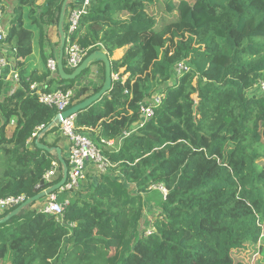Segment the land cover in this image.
<instances>
[{"label": "trees", "instance_id": "obj_1", "mask_svg": "<svg viewBox=\"0 0 264 264\" xmlns=\"http://www.w3.org/2000/svg\"><path fill=\"white\" fill-rule=\"evenodd\" d=\"M63 1L11 6L0 45L18 84L0 81V200L32 198L62 178L56 154L35 144L55 147L45 139L58 135L56 111L29 86L68 91L88 70L62 80L46 67V33L57 31ZM75 38L86 57L123 50L110 60V90L75 114L79 132L112 141L127 105L139 117L142 104L161 101L113 148L98 145L112 167L84 198L59 196L70 197L61 219L30 205L0 224V264H264V96L254 90L264 79V0H90ZM34 52L39 73L25 62ZM181 62L189 71L175 78ZM99 72V86L78 89L70 107L101 89L102 64ZM101 123V133L88 131ZM52 161L59 170L45 184ZM150 193L159 213L144 224Z\"/></svg>", "mask_w": 264, "mask_h": 264}, {"label": "built area", "instance_id": "obj_2", "mask_svg": "<svg viewBox=\"0 0 264 264\" xmlns=\"http://www.w3.org/2000/svg\"><path fill=\"white\" fill-rule=\"evenodd\" d=\"M6 4L5 0H0V4ZM90 6V0H80L77 2L74 0L73 6L67 9L66 25L64 37V51L63 56L68 69L74 71L85 59L86 53L82 51L77 43L75 34L78 31L80 19L87 14ZM3 12L0 11V44L4 41L7 35V26L3 21ZM6 51L0 45V81L5 84L12 83L18 84V75L13 70L11 65V59L8 58ZM57 59L53 57L46 58V67L51 74L57 73ZM189 67L185 62H181L174 67V77L178 78L183 73L188 72ZM114 77V76H113ZM84 84L78 82L73 89L68 91L57 90L54 92H44L42 85L38 83H32L29 86V92L31 95L36 96L38 101L50 108L55 109L56 115L68 110L71 105L72 98L75 96L77 89L83 88ZM254 90L260 95L264 96V79L259 80L254 85ZM161 97L156 96L151 103L142 104L138 110V116L140 118V124L136 130L142 126L147 120L154 115L153 106L160 103ZM57 124L59 136L68 144L67 155V179L64 185L55 193L50 194L44 198V203L41 206L33 207V210L50 216H54L57 219L63 217L65 209L70 204L69 198L59 200V196L64 193L71 195L77 194L80 190L81 184L87 180V177L93 176L98 178L100 175L107 174L112 167L109 159L104 156L101 146H107L113 148L115 146L114 141L101 140L100 145L96 144L90 135L83 134L78 131L75 126V115L70 116L67 119L61 120ZM32 134V137L28 140V144L31 145L36 132ZM131 133H123L119 141L129 136ZM59 170V164L57 161H52L48 170L42 176V180L45 184H50L56 177ZM94 185H91L89 189H93ZM158 190L163 195L166 194V190L159 187ZM27 198L24 195L18 197H9L0 200V213L10 211L21 205Z\"/></svg>", "mask_w": 264, "mask_h": 264}, {"label": "water", "instance_id": "obj_3", "mask_svg": "<svg viewBox=\"0 0 264 264\" xmlns=\"http://www.w3.org/2000/svg\"><path fill=\"white\" fill-rule=\"evenodd\" d=\"M70 0H64L62 3L61 7V13L59 17V22L57 25V32L59 34V40H60V48H59V53L57 56V74L60 79L62 80H74L77 77L81 75L83 71H85L91 64L93 63H101L104 66V82L101 87V89L86 98L85 100L71 106L68 110L56 115V118L54 119V123H59L61 120L67 119L70 116H74L78 111L86 109L88 106L99 100L104 94H106L110 88H111V82H112V75H111V70H110V59L108 56L101 51L94 52L90 55H88L82 63L71 73H66L64 71V66H63V51H64V42H65V37H64V31H63V21H64V13L66 11L68 2ZM194 98V96H193ZM38 148L45 150L48 153L54 152L57 156V161L61 164L62 166V178L59 182L54 184L52 187L47 189L46 191L37 194L36 196L32 198L26 199L21 205H19L17 208L12 210L10 213H8L6 216L0 219V224H3L16 216L20 211L23 209L27 208L30 206L32 203L37 202L38 200L45 198L46 196L53 194L57 192L66 182L67 179V166L62 159L61 156V151L60 149L56 148H48L46 146L39 145L38 143H35Z\"/></svg>", "mask_w": 264, "mask_h": 264}, {"label": "rangeland", "instance_id": "obj_4", "mask_svg": "<svg viewBox=\"0 0 264 264\" xmlns=\"http://www.w3.org/2000/svg\"><path fill=\"white\" fill-rule=\"evenodd\" d=\"M12 3H13V0H6L5 6H7V7L3 10V13L6 17V20L9 19V15L11 14L10 11H11ZM160 4H162V0H160ZM153 10L157 11L158 12L157 14H159L157 7L153 8ZM66 13H64V21H63V25H62L63 30L67 29ZM51 30L52 31H49V33L48 32L46 33L47 37L50 36L51 38L47 42L44 41L46 43H44L43 50H44V54H45L46 58L53 56L54 59H57V56L59 53L58 51L60 48L59 35H57L56 28H52ZM35 56H36V53H35ZM38 58H39V56H38ZM39 62H40V58H39ZM89 70H90V68L88 67V70L85 73L89 74L88 73ZM79 82H81V80ZM147 103H149V100L147 101ZM124 110L126 111V114H123L122 116H120V118H119L120 120H117L116 124H114L116 130L113 129V131H112L113 135H115V131H116V133L119 131L120 135L115 137L117 139H120L122 137L123 133H134L136 131L137 126L140 124V121H141L140 118L135 115L134 110L132 109V107H130V105H127L124 108ZM129 112H131V114H128ZM12 130H13V124H11L8 127V131H7L8 137L11 136ZM115 138H113V141L115 140ZM96 144L99 145L100 141L97 142ZM86 183L89 185L88 186L89 188L91 187V185H94L92 180H91V182L90 181L88 182V180H87ZM90 191H91V189H90ZM161 194H162V192H161ZM78 195L79 194H77L76 196H78ZM68 198H70V197H68ZM71 198H72V196H71ZM144 198H145L144 199V202H145V205H144V221H145V223L149 224L155 218V216L159 213V210L156 207V202L159 200L160 196H158L155 193H150L149 195L145 196ZM44 201H45L44 198H42V199L38 200L37 202L32 203L31 205H32V207L41 206L44 203Z\"/></svg>", "mask_w": 264, "mask_h": 264}, {"label": "crops", "instance_id": "obj_5", "mask_svg": "<svg viewBox=\"0 0 264 264\" xmlns=\"http://www.w3.org/2000/svg\"><path fill=\"white\" fill-rule=\"evenodd\" d=\"M77 2H79L78 0H76ZM15 4V0H13V3H12V6ZM6 4L3 3L2 7H3V10L7 7L5 6ZM3 12V11H2ZM11 15V14H10ZM10 15H9V18H10ZM8 20L4 23L6 26L8 24ZM52 28H49L47 30V32L49 33V31H52L51 30ZM50 36L48 37V40H50ZM35 53H36V56H35ZM9 58V54L6 52V54ZM123 55V50H118V51H115L112 58H110V60H117L119 59L121 56ZM38 53L37 52H34L29 58H27L25 60V62L28 64V66L30 67L31 70L33 69H36L37 72L39 73L40 70H41V64L39 62V58H38ZM100 65L101 63H93L91 64V66H89L90 70L88 71L89 74H86L84 75L83 77H81V84H84L85 86L83 87H89V91H88V94L91 90V87H94V86H99L100 84V81H101V77H100ZM16 85H13L12 83H9V90H14ZM109 122V121H108ZM102 126L103 124H97L96 126H94L93 128L89 129L88 131L90 132H99L101 133L102 131ZM50 145H53V144H56L54 149L58 148L60 149L61 151V156H62V159H67V155H68V144L66 143V141L64 139H62L60 136H59V132H58V135H55V134H50L46 137V139ZM93 176H89L87 177V180L88 182L91 180L93 181ZM86 180V181H87ZM85 182H83L81 184V187H80V190L77 194L78 197L80 198H84L86 193H87V190H90L89 189V185ZM81 192V193H80ZM77 194H74L72 195L73 196H76ZM145 224V222H144Z\"/></svg>", "mask_w": 264, "mask_h": 264}]
</instances>
